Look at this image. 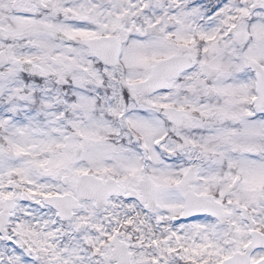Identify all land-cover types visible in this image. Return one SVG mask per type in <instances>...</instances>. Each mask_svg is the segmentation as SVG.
Instances as JSON below:
<instances>
[{"label": "snow or ice", "instance_id": "6c2138e0", "mask_svg": "<svg viewBox=\"0 0 264 264\" xmlns=\"http://www.w3.org/2000/svg\"><path fill=\"white\" fill-rule=\"evenodd\" d=\"M0 264H264V0H0Z\"/></svg>", "mask_w": 264, "mask_h": 264}]
</instances>
